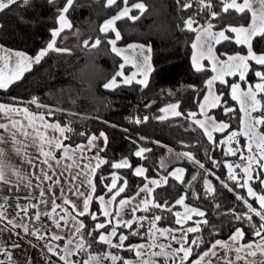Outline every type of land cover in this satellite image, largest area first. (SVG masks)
I'll use <instances>...</instances> for the list:
<instances>
[{
  "label": "snow or ice",
  "instance_id": "obj_1",
  "mask_svg": "<svg viewBox=\"0 0 264 264\" xmlns=\"http://www.w3.org/2000/svg\"><path fill=\"white\" fill-rule=\"evenodd\" d=\"M49 5H55L56 0H47ZM31 0H0V13L12 10L14 7H27L30 6ZM181 11H187L197 6L198 13L203 12L206 15V27H201L200 34L197 37L199 42V55L193 56V67L197 72L203 71L204 66L199 63L201 59H207L212 65V71L216 74L208 79L206 87L207 94L204 95L203 102L197 101L199 107V114L205 117L204 120L198 119L196 112H188L186 119H190L193 124L204 130V135L210 143H215L212 132H223L229 128V124L220 121L217 122L214 117L208 114V109H213L221 106L223 93L217 94L214 91V84L219 81L221 84H228L224 79L225 76H238L239 82L229 85L231 88V99L237 101L241 105L243 116L241 118V130L231 131L226 140L221 141V144H231L235 141L238 135H243L246 140V145H239L238 142L235 147L229 146L225 151V156H239L241 163H228L224 162V167L227 169L226 179H221L216 175L213 169L219 168L221 165L212 156H209L212 168H207L204 163H201L195 158L191 152L178 153V158H186L203 170V187L207 197L215 198L216 188L212 180L208 177H214L219 181L222 188L227 189L229 192L236 193V200L240 201L246 211L237 212L235 208L228 209L225 215L231 216L235 221L246 222L252 229L253 239L248 243H243L246 233L243 228L237 227L234 232L229 236L227 241L215 239L209 241L207 247L193 260H190L194 249L200 248L204 244L202 236L196 235L189 239V234H196L202 231V226L209 227L207 213L203 210L196 208H189L185 205V213L183 218L181 214L176 212L172 213L176 216L175 223L179 225L176 229H162L157 227V222L161 221L164 217L162 215H153L151 218L148 216H138L137 212L143 211L149 213L152 209H159L161 212H172V207L167 200L163 203L159 202L156 194L158 188H162L168 184L169 177L178 183L185 184L183 168H175L161 176L159 180L151 179L145 175L146 169L143 166L132 168L127 158L122 159L120 162L112 163L113 169L129 168L132 174L136 177H143L147 180L142 187L139 188L137 193L132 197H125L118 201V206L114 210H109V206L117 202V197L124 193L128 185L127 179L112 173L110 176L111 183H105V177L101 176L100 181L107 189L109 197L107 200L104 195L94 196L97 190V185L93 177L102 165L108 163L105 159L99 156L100 152L105 151L108 143V137L101 131L99 136L95 134L87 136V145H77L72 148L70 145L64 143L69 139L66 133L72 132V128L59 122L50 123L46 120L45 116L51 117L58 109L49 108L47 105H41L38 100L33 97L30 103L36 104L38 108H46V113H31L27 108H21L15 104L0 103V145L11 143L17 155H24L26 163L30 164L33 169L39 165H46L47 167H39L38 172L33 175L38 181L36 188L39 191V201L46 203L43 199L47 193L53 192V186L60 188L59 199L62 203H57V197H52V209L49 213L36 212L34 220L39 221L42 215H46L51 220L53 226L57 229L67 227L71 223L72 233L67 238L63 248L53 245L50 241L64 240L65 237L53 233L50 241L45 242V248L49 253L58 256L63 264H81L79 260H73L71 257L79 253H85L87 259H84L82 264H102L103 260H110L112 264L117 261H123V264H130V261L123 259L111 252H105L101 255H93L88 253V249L92 247V243L107 245L108 248L121 250H128L135 252L140 264H156L153 257H163L167 262L171 259L172 264H264V191L257 192L252 186L258 183L261 189H264V132L260 131L264 128V52H256L255 44L264 41V0H176ZM254 4H259V8L254 7ZM77 5V0H64L61 7L56 8L55 27L49 30L51 39L47 42L46 46L40 49L34 57L27 55L20 51L6 50L0 47V90L7 91L8 88L15 82L22 79L25 72L30 71L34 65H39L41 61L47 57L51 52L58 54H70L71 49L66 47H58V38L62 36L66 30H72L73 24L69 19V13ZM217 6L219 11L216 10ZM105 8L116 9L115 15L105 19L102 24L98 25L99 33L103 36H108L109 33H114V38H108L107 44L111 46V51L116 56H122L125 49L117 47V42L122 39L120 31L117 29V21L124 18L130 20L139 19L138 16L130 15L133 9H138L141 13L145 11V4L137 2L129 4V0H106ZM250 16L249 23L245 26L223 24L218 32H213L215 27L214 21L225 20L231 13ZM197 23L192 16L184 20V27L190 31H195L192 25ZM79 37V31L74 33ZM234 34V35H233ZM201 37H207L202 40ZM66 38V37H65ZM209 41H214L215 44L222 42H233L237 46H242L247 49L246 54L236 52L234 54L221 53L217 55L214 52V45ZM104 42L101 36L95 39L91 37L83 40V46L86 48H98ZM131 49L139 48V54L142 57V62L131 61L132 66L136 71L131 72L130 75H125V65L128 64L129 58L124 56V63L119 65V70L115 72L112 78L103 85L105 89L116 90L122 86H132L133 84L139 85L142 89L149 86V76L152 72L151 60V47L144 45H129ZM198 44L194 43L193 48H197ZM226 57V58H222ZM253 65H258L259 70L254 71V75L258 82L254 85L248 84L247 89H242L241 83H248L247 76L253 70ZM120 78V79H118ZM15 100V98H13ZM223 111L227 115L233 112V109L227 107L226 102H223ZM150 107V105H145ZM179 103L169 104L166 108H161L160 111L165 113L163 116L156 117V119L164 120L168 114L174 117L184 115L180 110ZM258 114V115H254ZM22 116L23 119L16 117ZM150 117L144 116L142 119L137 117L134 119L135 124L146 123ZM114 127V126H113ZM124 131H127L125 129ZM53 133L50 135L49 133ZM59 133V135H55ZM85 136V133H80ZM103 139L104 148H99L95 157L91 158L88 163L81 165L76 156L77 152L81 153L80 160L85 159L83 156L85 148L91 151L96 146V141ZM145 139L144 137L140 138ZM135 143V141H133ZM155 143H159L156 141ZM29 148L36 149V155L32 156L28 153ZM243 149V150H242ZM60 150L61 156H57L56 152ZM151 149L145 147H138L133 153L136 157L145 159V153L150 152ZM171 151V150H169ZM245 151L247 155H245ZM4 155V148L0 147V158ZM95 160V164L92 163ZM54 161V163H53ZM71 161V163H65ZM38 162V163H37ZM163 166V161H161ZM7 165L0 159V183L9 184L11 181L6 172ZM60 171L57 173L56 169ZM238 170V171H237ZM12 175L25 179L20 176L18 169H10ZM66 174V175H65ZM122 183H118L121 181ZM197 176L192 177V181H196ZM192 181L187 182V186H191ZM232 183L229 184L228 182ZM42 184H47V188L41 187ZM31 182L27 186H30ZM87 188L88 191H82ZM246 190L247 197L236 192V189ZM71 193V196L82 199V207H77L75 201L71 199L65 192ZM141 193H146L144 199L139 200V203H133L137 200ZM194 198L199 199L197 193H193ZM99 204V216L104 217L103 221L98 219L97 212L90 210V204L93 200ZM186 199L185 195H181L179 199L175 200L176 205H184ZM249 200L256 202L258 207H254ZM131 205V219H123V209ZM35 208L36 205H31ZM3 205H0V209ZM25 216L28 215L29 206L17 205ZM57 208L63 213H57ZM216 209H220V204H215ZM219 214V213H218ZM19 215V213H18ZM56 216H59L57 219ZM192 216L200 217L201 219L194 221V226L185 227L187 221L192 219ZM82 217H90L93 222V227L88 228L85 220ZM254 217L259 218V225L254 223ZM0 219H6L3 211H0ZM149 223V237L153 243L147 247L159 248L160 251L151 252L148 254L147 259H142L145 253L142 251L146 246L143 244L125 246V241L129 236L140 235L139 229L143 227V222ZM63 222V224L61 223ZM9 224L13 227L23 228L25 234H31L37 239L43 240L45 237L41 235V229L45 226L35 228L31 232L29 226L15 224L14 221L9 220ZM110 228V231H109ZM121 228H127L128 234L118 232ZM103 230V231H102ZM155 230V231H153ZM213 231H215L213 229ZM179 232L180 235H176ZM156 233L161 237L170 238L171 241L179 245L173 248L171 244L163 245L156 244ZM114 238L116 240L114 241ZM90 240L92 243H90ZM19 247V245H13ZM166 249H171L167 251ZM9 258L11 264V255L4 249H0ZM223 252V255H221ZM234 253V256L232 255ZM0 264H5V261L0 260Z\"/></svg>",
  "mask_w": 264,
  "mask_h": 264
},
{
  "label": "trees",
  "instance_id": "obj_2",
  "mask_svg": "<svg viewBox=\"0 0 264 264\" xmlns=\"http://www.w3.org/2000/svg\"><path fill=\"white\" fill-rule=\"evenodd\" d=\"M63 2L64 0H56L55 5H49L47 0H31L30 6H17L10 11L0 13V44L10 50L35 56L51 39L49 30L56 26V8L61 7ZM105 2L106 0H77L76 7L69 13L73 29L66 30L58 38L57 43L58 47L71 49L70 54L51 52L39 65H34L30 71L26 72L21 80L12 84L7 91L0 90V103L23 106L31 113H46V108H38L36 104L30 103L35 97L41 105L58 109L53 116L46 115L45 118L50 123L59 122L62 126L67 125L72 128V132L66 133L69 139L64 141L72 148L85 144L87 136L93 134L98 136L103 131L108 137V143L105 151L100 152V156L108 163L97 169L93 177L97 185L94 196L104 195L110 198L100 177L107 178L105 183L110 184L111 174L116 173L127 179L128 185L125 192L117 197L114 205L120 199L134 196L147 180L134 176L129 168L113 169L112 163L127 158L132 168L143 166L147 170L145 175L148 179H158L175 168H183L185 184L178 183L169 177L168 184L156 190L159 202L163 203L167 200L172 207V212L152 209L149 213L137 212V215L149 218L153 215H162L164 218L157 222L158 228H179V225L175 223V215L172 213L180 210L181 206L174 202L181 195L186 196L184 201L186 206L205 211L210 226H202L200 233L189 234V239L199 235L204 240L200 248L194 249L190 260L195 259L198 253L207 247L209 241L215 239L226 241L237 227L244 229L246 236L243 243H248L253 239V229L246 222L235 221L231 216L223 214L232 208H235L237 212L246 211L243 204L236 200V193L222 188L214 177H208L216 188V195L214 199L207 197L203 187V170L186 158L177 156L178 153L191 152L207 168H212L208 158L212 156L221 165L213 169L221 179H226L227 176L224 162L233 159L239 162L238 156H225L224 151L229 144L220 143L226 140L231 131H240L242 114L236 101L231 99L229 87L230 84L239 81L238 77L228 78L227 85L216 84L217 94L223 93L222 104L211 110L209 115L217 122L223 121L229 124V128L226 132L215 135L214 144L207 141L201 128L193 124L190 119H186L188 112H196L197 118H200L197 101H202L204 98L207 90L205 82L212 76V72L208 69L197 72L191 63L192 43L201 27H206L205 13H198L195 5L190 10L181 11L176 0H129V4L143 2L145 11L141 13L138 9H133L130 14L138 16L139 19L124 18L117 21L116 26L122 36L117 45L150 46L153 70L149 76L147 88L142 89L139 85L133 84L110 90L105 89L103 85L119 70L121 59L107 44V39L113 38L114 33L103 36L98 31V25L116 13V9L105 8ZM216 10L219 11L218 6ZM189 16L197 22L192 25L195 31L184 27V20ZM249 21L250 16L232 12L225 20L214 21L215 27L212 30L219 31L223 24L229 23L246 26ZM76 30L79 31V37L74 34ZM97 36H101L104 40L98 48L83 46L84 39L90 37L95 39ZM255 51L264 52V41L255 44ZM225 52L246 54V48L237 46L233 42H222L215 47L217 55ZM255 70H259L258 65H253V70L249 72L248 84L254 85L258 82L254 75ZM244 84L241 83V85ZM223 102H226L227 107L232 108L233 112L226 115L223 111ZM173 103L180 104L179 110L184 115L164 120L156 119L162 114L161 108ZM145 105L150 107L146 108ZM144 116L150 117L146 123L138 125L133 122L135 118L142 119ZM125 129L127 131H124ZM260 131L264 132V128ZM82 132L86 135L81 136ZM141 137L145 139L141 140ZM156 141L159 143H155ZM235 141L236 144L238 142L243 146L245 138L243 135H238ZM138 147L151 149L150 152L145 153V159L133 155ZM193 176H197L196 181H192ZM188 181H192L190 187L187 186ZM118 183H122V180ZM254 186L257 192L264 191L257 183ZM194 192L199 195V199L194 198ZM236 192L247 197L244 189L237 188ZM249 202L254 207H258L255 201L249 200ZM217 203L221 205L220 209L215 208ZM90 210L97 212L100 221L105 219L99 216V204L95 199L90 204ZM81 219L85 220L89 229L94 226L90 217ZM198 219L201 218L194 216L184 226H194V221ZM254 223L259 225L258 217H254ZM128 231L127 228L118 230L126 235ZM139 231L140 235L129 236V239L125 241L126 247L151 241L147 220L143 222V227ZM90 243H92L91 240ZM109 251L123 259L135 257L133 251L119 248L108 249L107 245L98 243H92V247L88 249V253L98 256ZM72 258L81 261L82 264L83 260L87 259V255L79 253ZM5 264H7L6 261ZM117 264H122V260Z\"/></svg>",
  "mask_w": 264,
  "mask_h": 264
},
{
  "label": "crops",
  "instance_id": "obj_3",
  "mask_svg": "<svg viewBox=\"0 0 264 264\" xmlns=\"http://www.w3.org/2000/svg\"><path fill=\"white\" fill-rule=\"evenodd\" d=\"M254 7L259 8V4H254ZM213 31V30H212ZM213 32H218V31H213ZM200 34V30L198 31L193 43H192V48L193 44L197 43L198 47L193 48V54L191 57V63L193 67V56L196 54L197 56L199 55V42L197 41V37ZM234 35V34H233ZM202 40H206L207 37H201ZM214 45V52H215V47L218 44H215L214 41H209ZM0 47L6 50H10L0 44ZM13 51V50H11ZM15 52V51H13ZM247 52V49H246ZM3 54V53H0ZM34 57V56H32ZM226 58V57H225ZM199 63L204 66V69H208L212 72V76L215 75L216 73L212 71V65L209 63L207 59H201L199 60ZM207 63V64H206ZM194 68V67H193ZM26 73V72H25ZM24 73V74H25ZM211 76V77H212ZM210 77V78H211ZM234 76H225L224 79L226 80L227 78H232ZM238 77V76H236ZM209 78V79H210ZM219 83V81H216ZM215 82V84H216ZM248 84V83H247ZM247 84L245 83L244 85H241L242 89H247ZM207 88V87H206ZM231 90V89H230ZM208 89L206 90L207 94ZM231 93V92H230ZM204 99V98H203ZM203 99L201 102H203ZM21 108H25L23 106H19ZM215 109V108H213ZM213 109H208V114L211 110ZM239 109L241 111V105L239 103ZM199 111V109H198ZM242 116L244 115L243 112L241 111ZM241 116V118H242ZM17 119H23L22 116L16 117ZM201 120H204L205 117L202 115V118H199ZM203 132L204 130L201 129ZM225 129L224 131H226ZM223 131V132H224ZM218 131H213L212 135H214ZM52 135L53 133H49ZM55 135H59V133H55ZM99 136V135H98ZM207 139V137H206ZM208 141V139H207ZM87 143V142H86ZM85 143V144H86ZM96 146L99 148H103L104 141L103 139H100L96 141ZM0 147L4 148V155L2 158L3 162L5 165L8 166L6 168V172L8 174V178L11 181L9 184L5 183H0V205H3V208L0 210H7L8 209V204H17V203H24L25 205L32 204L36 205L35 208H32L31 205L29 206L28 210V218L27 221H25L26 225L29 226V231L31 232L37 227V224L35 221L29 216L30 213L36 211H41V212H51L52 209V197L55 195L57 197V203L60 204L62 201L59 199L60 196V188L58 186H53V192L47 193V195L43 198L46 203H41L38 199L39 197V191L40 189L36 188V184L38 181H36L33 173L39 171V167H47L46 165H39L36 169H33V167L26 163V157L24 155H17L14 147L12 146L11 143L0 145ZM98 148V149H99ZM94 152V149L92 148L91 151H88L86 148V151L83 153V156L87 154V157L89 160L92 157H89L91 153ZM28 153L32 156L36 155V149L35 148H29ZM80 153V152H79ZM56 155L59 157L60 152L57 151ZM89 160H87L89 162ZM38 163V162H37ZM15 168L18 169L20 176L25 177V179H20V177L16 175H12L10 169ZM59 173V172H57ZM66 175V174H65ZM31 182L30 186H25ZM41 187L47 188V184H42ZM67 194V191L65 192ZM71 196V194H69ZM74 201V199H72ZM14 201V202H13ZM17 201V202H16ZM76 204H79V206H82V199H78L75 201ZM59 209L57 208L56 211ZM45 218H49L46 216ZM44 220V219H42ZM8 219H0V249H4L7 253H10L11 255V264H62L61 261L57 260V257L52 255L47 251L45 246L40 243V241H37V238L31 234H25L24 231H18V229H15L11 224L8 223ZM48 226V225H47ZM45 226V227H47ZM228 240V239H227ZM226 240V241H227ZM13 245H19V247H13ZM221 255H223V252H221ZM234 256V253L232 254ZM0 260L6 261L7 264H9V258L4 254V252H0ZM242 264V262H241Z\"/></svg>",
  "mask_w": 264,
  "mask_h": 264
},
{
  "label": "rangeland",
  "instance_id": "obj_4",
  "mask_svg": "<svg viewBox=\"0 0 264 264\" xmlns=\"http://www.w3.org/2000/svg\"><path fill=\"white\" fill-rule=\"evenodd\" d=\"M131 15V14H130ZM114 38V37H113ZM129 45H139V44H129ZM129 45H124V46H119V45H117V47H119V48H121V49H125V51L122 53V56H118L120 59H121V63H124V59H123V57L124 56H127L128 58H129V63L128 64H126L125 65V69H124V72H125V75H130L131 74V72H133V71H136V69L132 66V63H131V61H133V60H135V61H139V62H142V57L140 56V54H139V48H136V49H131V48H129L128 46ZM111 47V46H110ZM147 47V46H146ZM150 63H151V61H150ZM235 77V76H234ZM233 78V77H232ZM118 79H120V78H118ZM228 79V78H227ZM226 79V80H227ZM239 79V78H238ZM239 82V81H238ZM220 83V82H219ZM216 84H217V82H216ZM216 84H214V91L216 92ZM221 84V83H220ZM247 87H248V84H247ZM230 92H231V90H230ZM217 93V92H216ZM236 103H237V105H238V107H239V102H237L236 101ZM167 106H165L164 108H166ZM163 115H165V113H163L162 112V114H161V116H163ZM242 116V115H241ZM169 117H174V116H171V114H168V117L167 118H169ZM200 118H202V115H200ZM199 119V118H198ZM240 130H241V123H240ZM226 132V131H225ZM221 133H223V132H216L214 135H213V139H214V137H215V135L216 134H221ZM244 137V136H243ZM245 138V137H244ZM209 142V141H208ZM210 143V142H209ZM247 144V140H246V138H245V143H244V145H246ZM82 145H87V143L86 144H82ZM229 146H232V147H235L236 146V141H234V142H232L231 144H229L226 148H228ZM98 148L99 147H97V146H95L93 149H94V152L93 153H91L90 154V156L89 157H95L96 156V154H97V150H98ZM57 151H59L60 152V156L62 155V152L60 151V150H57ZM86 151V148H85V150H84V152ZM245 155H247V152L245 151ZM76 156H77V158H78V162L81 164V165H83V164H86V163H88V161L87 160H89V158L87 157V154L86 155H84V157H86L85 159H82V160H80L79 159V157L81 156V153H79V152H77L76 153ZM99 156H100V153H99ZM101 157V156H100ZM102 158V157H101ZM238 159H239V156H238ZM53 163H54V161H53ZM65 163H71V161H65ZM92 163L93 164H95V160H92ZM228 163H241V161H240V159H239V162H235V159H233V160H231V161H229ZM56 171L57 172H59L60 171V169L59 168H57L56 169ZM238 171V170H237ZM160 178H158L157 180H159ZM149 180H151V179H149ZM148 182V181H147ZM146 182V183H147ZM255 184V183H254ZM254 184L252 185L253 187H254V189H255V186H254ZM258 184V183H257ZM259 185V184H258ZM256 190V189H255ZM82 191H88V189L87 188H84V189H82ZM246 191V190H245ZM259 193V192H258ZM69 194H71V193H67L66 195H69ZM147 194L146 193H141L140 194V196L137 198V200L136 201H134L133 203H139V200H141V199H144L145 198V196H146ZM246 195H247V193H246ZM72 199H74V201H76V200H78L77 199V197H75V196H73L72 197ZM105 199L107 200L108 198L107 197H105ZM14 202V201H13ZM17 202V201H16ZM21 205V206H25V204L24 203H17V204H12V203H9L8 205V209L7 210H5V208H4V210H0V211H3L4 212V214H5V216H6V218L8 219V220H11V221H14V223L15 224H19V225H24V224H26L25 223V221H27V218H28V216H25L24 215V213L19 209V208H17V205ZM26 205H28V206H30V205H32V204H26ZM118 206V203L116 204V205H111V206H109V210L111 211V210H114L116 207ZM181 206V208H180V210H178V211H176V212H178V213H180L181 214V218H183V214L185 213V204L184 205H180ZM77 207H82V206H79V204H77ZM131 205H129L128 207H126L125 209H123V212H122V215H123V219H125V220H127V219H131V216H132V213H131ZM188 207V206H187ZM190 208V207H189ZM59 209V208H58ZM36 212H40V213H47V212H41V211H36ZM175 212V213H176ZM18 213H19V215H18ZM57 213H60L61 215L63 214L62 212H61V210L59 209L58 211H57ZM34 215H35V211L34 212H32V213H30L29 214V216L34 220ZM46 217V215H42L41 217H40V220L39 221H36V220H34L35 221V223L37 224V226H40L41 224H43L44 226H47V227H44V228H42L41 229V235H44V239L43 240H41V239H37V241H40V243L41 244H43V245H45V242L46 241H50V237H51V235L53 234V233H55V234H57V235H60V236H62V237H65V239L64 240H60V241H50L53 245H59L60 246V248H63L64 247V245H65V243H66V240H67V238L68 237H70L71 236V233H72V227H71V223H69V225L67 226V227H62L61 229H57V228H55L54 226H53V224H52V222H51V220L49 219V218H45ZM194 216H192V218H193ZM56 218L58 219L59 218V216H56ZM42 219H44V220H42ZM175 219H176V216H175ZM192 220V219H191ZM190 221V220H189ZM188 222V221H187ZM62 224H63V222H61ZM12 225V224H11ZM15 229H18V231H24L23 230V228H21V227H14ZM153 231H155V230H153ZM176 235H180V233L179 232H177L176 233ZM153 243V240L151 239V241L149 242V243H141V244H143V245H145L146 247L144 248V249H142V251L145 253V256L144 257H142V259H147L148 258V254H150L151 252H157V251H160V249L159 248H155V247H147L148 245H150V244H152ZM155 243L156 244H163V245H169V244H171V246L173 247V248H176V247H179V245L178 244H176L175 242H173V241H171L170 240V238H165V237H161V236H159V234L158 233H156V237H155ZM137 245V244H136ZM109 249V248H108ZM167 251H170L171 249H166ZM109 252H111V251H109ZM111 253H113V252H111ZM113 254H115V253H113ZM134 254H135V252H134ZM93 255H95V254H93ZM116 255V254H115ZM117 256H119V255H117ZM57 257V260L59 261V257L58 256H56ZM71 259H73L72 257H71ZM126 259V258H125ZM153 259L156 261V264H172V261H171V259H169L167 262L165 261V259L163 258V257H153ZM126 260H128V261H130V264H140V262H139V260L137 259V257H136V255H135V257L133 258V259H126ZM107 262V263H106ZM118 262V261H117ZM117 262H116V264H117ZM61 263L63 264V262L61 261ZM102 264H112V262L110 261V260H103L102 261ZM122 264H123V261H122Z\"/></svg>",
  "mask_w": 264,
  "mask_h": 264
},
{
  "label": "built area",
  "instance_id": "obj_5",
  "mask_svg": "<svg viewBox=\"0 0 264 264\" xmlns=\"http://www.w3.org/2000/svg\"><path fill=\"white\" fill-rule=\"evenodd\" d=\"M107 263V262H106Z\"/></svg>",
  "mask_w": 264,
  "mask_h": 264
}]
</instances>
